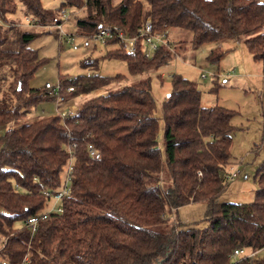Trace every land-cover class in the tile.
<instances>
[{
    "label": "trees",
    "instance_id": "obj_1",
    "mask_svg": "<svg viewBox=\"0 0 264 264\" xmlns=\"http://www.w3.org/2000/svg\"><path fill=\"white\" fill-rule=\"evenodd\" d=\"M18 6L40 27L55 23L59 9L71 15L80 9L72 24L84 39L109 26L133 35L146 19L167 41L170 28L187 30L194 49L249 33L243 43L264 73V0H59L55 9L40 0H0V126L54 102L45 83L28 85L46 59L29 46L38 26L6 25L19 21ZM106 44L116 48L108 46L100 58L124 61L129 74L166 64L175 49L168 41L144 57L139 47L126 52L119 40ZM227 50L212 47L206 59L218 63ZM97 62L87 56L78 65L92 72L58 74L62 105L74 104L72 115H43L0 133V253L6 264H264V255L230 257L235 248H264V158L253 172L252 201H217L228 182L223 173L231 163L235 111L201 106L196 83L173 74L157 116L148 77L104 90L122 75L94 73ZM67 86L72 91L65 92ZM261 138L264 143V120ZM68 146L73 160L62 212L39 219L33 232L25 224L13 227L45 211L51 198L44 191L64 187ZM193 202L204 203V226L157 229L172 210Z\"/></svg>",
    "mask_w": 264,
    "mask_h": 264
},
{
    "label": "rangeland",
    "instance_id": "obj_2",
    "mask_svg": "<svg viewBox=\"0 0 264 264\" xmlns=\"http://www.w3.org/2000/svg\"><path fill=\"white\" fill-rule=\"evenodd\" d=\"M45 8L55 9L59 0H40ZM69 10V9H68ZM71 11V10H69ZM59 12V11H58ZM80 9L74 12L79 16ZM68 13V12H67ZM72 14V12H71ZM62 23L63 35L58 36L53 24L44 27H35L40 32L29 46L37 51L38 57L46 59L34 75L29 79L30 87L42 86L45 82H58V74H68L73 78L78 74L92 72L89 68L79 67V60L89 56L98 58L94 73L101 75H114L119 73L122 77L111 83L106 88H116L131 81L148 77L150 93L155 101V113L160 115V104L171 89L170 79L173 74L192 80L200 90V105L210 106L218 104L235 111L231 124L236 127L231 133L230 160L231 163L224 168V172L237 170V176L228 180L225 190L217 198L218 202L248 203L253 199L256 183L253 172L256 165L264 158V143L262 141V121L264 120V73L259 62L252 59L243 43V38L248 34L237 37L220 39L192 48L189 44L190 32L187 30L170 28L168 41L174 43L175 49L170 60L159 67L148 69L144 72L129 74L124 61L119 59L100 58L109 46L112 50L114 44H104L99 39L77 36L72 24V16ZM20 6L14 15L16 20L23 21ZM57 13V17H58ZM260 30L261 28H257ZM264 29V27L262 28ZM55 31V32H54ZM57 33V34H56ZM71 34V40L68 39ZM70 38V37H69ZM178 42V43H177ZM72 46L76 48L73 49ZM220 46L225 51L218 63L209 62L206 54L210 48ZM89 69V70H88ZM203 73L204 77L200 74ZM5 74V71L3 72ZM216 89H211L213 85ZM84 98V96H81ZM79 99V98H78ZM56 114L55 103L44 101L39 103L30 113L16 121L0 126L2 133L8 126L22 122H30L43 115ZM158 146L162 149V121L159 122L157 136ZM66 168V167H65ZM60 179L64 180V171ZM224 176V173H223ZM53 200L47 203L45 211L52 209ZM205 206L203 202H193L178 207L169 213V221L157 227L166 231L170 223H180L182 226L195 224L202 227ZM22 221H15L13 227L21 228ZM1 247V243H0ZM264 255V248L256 253V257ZM3 256L0 253V264Z\"/></svg>",
    "mask_w": 264,
    "mask_h": 264
},
{
    "label": "built area",
    "instance_id": "obj_3",
    "mask_svg": "<svg viewBox=\"0 0 264 264\" xmlns=\"http://www.w3.org/2000/svg\"><path fill=\"white\" fill-rule=\"evenodd\" d=\"M71 12L72 11H69L68 9H59L58 20L53 24V27L56 29L59 37L63 35L62 23L68 20ZM22 17H23V21L21 20L17 22L8 21L5 23L6 25H10V26H27V27L39 26L30 16L22 15ZM88 38L99 39L104 44H106L108 41L111 40H119L120 43H122L126 52L131 54L135 52L137 47H139L144 57H149L155 50H157L158 46L167 47L169 45L165 32L154 31L149 19H146L142 24V26L136 29L133 35L132 34L129 35L126 31H124V29L117 28L114 26H109V27H101L97 29V31ZM68 39L71 40V34H69ZM137 43H140V45H138ZM72 48L75 49L76 47L72 46ZM200 76L204 77V74L201 73ZM44 86L45 88H47L49 92H51L54 95L55 111L56 113H60L61 119L64 116L72 115L73 111L75 110V105L74 104L62 105L65 98L61 94L60 83L45 82ZM70 91H72V87L67 86L65 88V92H70ZM63 107L65 108V110L60 111V109H63ZM86 149L88 151L87 153L90 156L96 155V151L92 145H87ZM67 153H68V159H67L68 163L65 169L66 184L64 185V187H62V189L56 192L50 190H46L43 192L45 196L53 200L51 206L53 210L44 211L42 213H36L27 217L24 224L31 232L36 230L39 219L45 218L48 213L62 212V207L60 206V200L63 196H66L69 191L68 189L70 186L69 185L70 174L72 170L73 155L69 146L67 148ZM237 173H238L237 170H231L230 168L228 172H224V178L226 180H230L235 176H237ZM258 251L259 250H247L246 248H235L233 249L230 257L232 258V260L247 259V258L249 260H252L256 258V253ZM1 264H6V261L2 260Z\"/></svg>",
    "mask_w": 264,
    "mask_h": 264
},
{
    "label": "water",
    "instance_id": "obj_4",
    "mask_svg": "<svg viewBox=\"0 0 264 264\" xmlns=\"http://www.w3.org/2000/svg\"><path fill=\"white\" fill-rule=\"evenodd\" d=\"M167 95V94H166Z\"/></svg>",
    "mask_w": 264,
    "mask_h": 264
}]
</instances>
